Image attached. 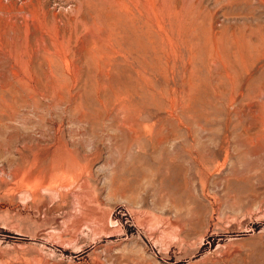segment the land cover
Masks as SVG:
<instances>
[{
	"label": "rangeland",
	"instance_id": "obj_1",
	"mask_svg": "<svg viewBox=\"0 0 264 264\" xmlns=\"http://www.w3.org/2000/svg\"><path fill=\"white\" fill-rule=\"evenodd\" d=\"M262 129L264 0H0V264H264Z\"/></svg>",
	"mask_w": 264,
	"mask_h": 264
},
{
	"label": "bare ground",
	"instance_id": "obj_2",
	"mask_svg": "<svg viewBox=\"0 0 264 264\" xmlns=\"http://www.w3.org/2000/svg\"><path fill=\"white\" fill-rule=\"evenodd\" d=\"M172 103H173V102H172ZM167 109H168V108H167ZM173 114H174V113H173ZM261 128H262V127H261ZM141 130H142V129H141ZM135 131H136V130H135ZM137 131H138V130H137ZM137 131H136L135 133H137ZM145 131H146V130H145ZM245 131H246V130H245ZM262 132H264L263 129H262ZM160 133H161V132H160ZM137 135H138V134H137ZM155 149H156V148H155ZM32 177H33V176H32ZM34 179H35V178H34ZM37 180H38V179H37ZM37 180H36V181H37ZM183 180H184V179H183Z\"/></svg>",
	"mask_w": 264,
	"mask_h": 264
}]
</instances>
